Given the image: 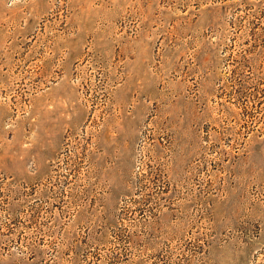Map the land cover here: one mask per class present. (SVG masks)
Wrapping results in <instances>:
<instances>
[{
  "label": "rangeland",
  "instance_id": "rangeland-1",
  "mask_svg": "<svg viewBox=\"0 0 264 264\" xmlns=\"http://www.w3.org/2000/svg\"><path fill=\"white\" fill-rule=\"evenodd\" d=\"M0 264H264V0H0Z\"/></svg>",
  "mask_w": 264,
  "mask_h": 264
}]
</instances>
